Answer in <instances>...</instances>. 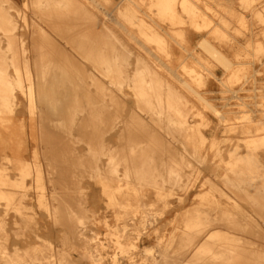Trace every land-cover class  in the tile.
Wrapping results in <instances>:
<instances>
[{
  "label": "rangeland",
  "instance_id": "374dc122",
  "mask_svg": "<svg viewBox=\"0 0 264 264\" xmlns=\"http://www.w3.org/2000/svg\"><path fill=\"white\" fill-rule=\"evenodd\" d=\"M192 1L201 16L192 18L179 5L181 17L172 20L162 16L151 0H78L76 7L58 10L59 14L37 0H0L16 25L10 40L13 48L0 29V52L29 69L36 90L54 93L51 98L37 96L38 108L32 112L27 96L17 88L12 111L2 114L0 167L8 180L3 189L22 208L18 211L1 200V246L5 244L11 253L16 248L19 252L38 248L43 264H52L53 252L62 263L90 264L82 257L85 244L73 234V224L83 219L90 238L102 237L104 219L113 225L120 211L110 205L104 184L125 203L134 202L131 187L136 185L135 202L144 205L137 211L146 217L132 220L127 215L125 220L136 222L137 229L144 231L133 259L137 263L146 258L144 248L151 246L148 259L156 264H189L194 252L187 254V250L220 232L240 239L241 264H256V253L264 250V190L258 189L264 187V54H255L251 43L263 38L264 0H250L248 7L243 0ZM243 15L246 25L240 33ZM197 22L203 27L197 28ZM187 28L206 32L208 41L234 64L227 68L200 43L198 52L190 49L184 38ZM215 29L227 38H220ZM143 30H156L166 39V47L149 40ZM111 45L115 53L117 46L127 50L123 57H114L112 78L98 62L101 51L112 52ZM141 58L163 78L164 97L157 106L162 112L149 111L147 101L137 94L135 76L142 67ZM44 67L49 69L48 81L42 82ZM8 72L17 74L11 64ZM119 75L124 78L118 80ZM211 80L218 84L217 92H209ZM168 90L177 96L169 99ZM169 106L179 110H166ZM181 120L185 123L178 124ZM251 140L256 141L254 145ZM131 147L139 150L135 157H130ZM143 149L151 152L152 164L159 170L178 165L180 181L166 182L158 192L154 181L161 177H125L124 164H145L139 157L145 155ZM250 149L257 159L234 160ZM109 154L127 160L118 167L120 176L107 173L108 177L100 178L96 166L106 167ZM235 162L238 172L250 165L248 171L257 176L256 182L239 184L238 172L228 169ZM37 164L43 171L41 179L33 175L21 179L23 168ZM37 185L44 187L56 216L40 206ZM119 185L121 192H117ZM195 206L209 214L210 223L192 245L183 246L184 214L188 209L196 211ZM158 236L163 238L160 246ZM103 252V260L110 264L113 248ZM129 261L127 257L119 260L121 264Z\"/></svg>",
  "mask_w": 264,
  "mask_h": 264
},
{
  "label": "bare ground",
  "instance_id": "6f19581e",
  "mask_svg": "<svg viewBox=\"0 0 264 264\" xmlns=\"http://www.w3.org/2000/svg\"><path fill=\"white\" fill-rule=\"evenodd\" d=\"M78 0H37V3L39 5L46 4L49 7L52 6L54 8L55 13L59 14L61 9L64 8H73L76 7L74 4ZM152 5H155L158 7L159 13L164 17H169L170 19H177L181 17L180 12L178 11L179 5L181 6L184 13H186L188 16L195 18L196 16H201V13L199 11V6L192 0H151ZM244 5L246 4V7L250 5V0H243ZM2 5L0 4V29H2L6 35L8 36L9 48H13V44L10 42L13 39L14 35V29L16 27L15 22L13 21L12 17L8 12L2 9ZM77 9V8H76ZM76 9L73 11H69L70 13L76 12ZM57 10V11H56ZM231 15L233 16L235 14V11L230 8ZM48 15H50L48 13ZM55 15V14H54ZM262 20L264 22V12L262 14ZM196 21V20H195ZM242 28H239L238 31L240 33H244L245 25H246V16L243 15L240 17ZM197 28L203 27L200 22H197L196 24ZM67 31H72V28H67ZM147 36V38L151 41H154L159 47H166V39L164 36H162L160 33L154 31L153 33H147L145 30H143ZM215 32L217 35H220V38H227L224 33H221L219 29H215ZM251 43V42H250ZM249 43V46L253 44L254 53L255 54H264V30H263V38L261 41L258 42H252ZM200 45L207 49V51L217 60L222 62L226 67H231L234 62L227 57L217 46L213 45L210 41L204 39L200 42ZM117 50V53L113 52L114 48L113 45H111L112 52H103L101 51L98 55V58H100L99 64L100 67H102L104 72H108V75L110 78H112V64L113 62L116 63L117 58L114 57H123L125 55L124 48H119ZM111 50V49H110ZM93 55V53H90ZM240 53L237 54L239 56ZM114 58V59H113ZM142 67L139 69L138 74L135 76L136 80L138 81L137 89H138V96L141 100L147 101V104H149L146 108L149 111H161L162 107H157L158 105H161L163 100L164 94H163V86L164 81L161 77L160 73L156 71L155 68H153L147 61L144 59H139ZM45 63V62H44ZM11 64L15 67L16 75L12 76L8 72V65ZM24 64L28 65V62H24ZM23 65L19 62V59L12 58L11 61H8L6 59L5 54L0 52V120L4 121L5 119L2 117V114L4 112H10L12 111V103L14 98V90L20 89L28 98L30 102V110L34 112L36 108H38L36 101L37 96L39 97H53L54 93H50L49 91L42 89V90H36V85L33 83V79L31 78L29 74L28 68H23ZM120 71V67H118V72ZM41 75L39 78V81H48V78L46 77V74L49 72V69L42 68L40 70ZM124 76L119 75L118 80L123 79ZM38 80V79H37ZM26 81L29 83L26 84ZM38 87H42L39 85ZM167 96L169 99L175 98L177 95L174 93L173 90L167 91ZM178 111L179 109L174 106L166 107V110ZM217 112L218 110L215 109ZM178 124H184L185 122L183 120L178 121ZM230 129L234 128V125H229ZM264 143V139L262 140ZM256 141L251 140L249 143L254 145ZM139 151L135 147L130 148V157H135V153ZM145 155L139 156L141 159H145V164L142 165H129L124 164L125 166V172L124 176L129 178L131 176L136 177H143L146 174H149L153 177H161L162 179L155 180L154 184H156V187L158 189V192H160L161 187L163 185L168 183H178L180 181V178L182 176L181 169L178 165H168L166 166L167 170H159L158 167L155 164H152L154 156L151 155V152L148 149L142 150ZM108 161L106 164V167L102 168L101 166H96V175L100 178L108 177V174H114L119 175L120 169L118 168L121 164V161H126L127 159L118 158L113 155H108ZM117 158V159H116ZM127 158V157H126ZM258 157L255 156V154L252 152V150H249V153L245 156L238 155L235 157V161H252L254 159H257ZM238 163L235 162V164H229L228 169L231 173L237 174L236 168L239 166ZM250 166V165H249ZM249 166L245 164L244 169H241L238 174L239 177V184L243 183V181H248V183H255L257 176L250 171H248ZM108 173V174H107ZM27 175H33L37 179H41L43 176V171L39 164L37 166H26V168H23L21 170V179H23ZM246 178H249L247 180ZM19 181V180H18ZM19 183H23L22 180L19 181ZM8 184V180L6 178V172L4 171V168L0 167V203L1 200L4 199L6 201V205H14V207L20 211L22 206L21 203L14 202V196L8 192H6L3 189V185ZM105 188L104 191L107 192L109 203L111 206H115L120 211H117L116 216V223L110 224L107 219H104L103 224L106 228V232L103 233L102 237H94L90 238L87 235V229L84 228V224L86 223L85 220L79 219L76 223L72 226L73 234L78 237L80 240L84 241V250L82 251V257L85 259H89L90 264H107L105 260H103L105 254L103 252V249L112 247L113 253H112V260L110 261V264H121L119 262L120 258L127 257L129 258V262L126 264H139L137 263V260H133L135 258L136 250L139 248L138 242L141 241V238H143L144 231L141 229H137L136 222L135 223H129L127 222L126 216L130 215V219H136L137 216H142L143 219H145L146 215L144 213L137 211L142 205L138 202H135L137 200V192L139 190L138 186H132V190L134 193L133 200L134 202H123L122 198H119V196H116L114 192H111L108 189V186L104 184ZM37 188H40L41 192L38 194V200L40 203V206L46 208V210L49 211V214L51 216H56V212H51L52 208H56L53 205L50 204L48 201V197L45 194L44 187L38 186ZM260 190H264V187H258ZM123 190L122 185H119L117 187V192H121ZM87 202V200H86ZM144 206V205H143ZM142 206V207H143ZM194 210L188 209L183 218V223L185 226V229L182 230V236H181V242L183 246H190L194 243L195 237L202 232H204L209 223H210V216L208 213H204L200 210L199 206L193 207ZM128 210H131V213H129ZM128 212V213H127ZM232 214H228L227 217H232ZM229 220H231L229 218ZM2 225V223H0ZM81 225V226H80ZM133 226V227H131ZM83 227V228H80ZM138 230L136 233V236H132V231ZM208 235V232L205 234ZM38 238H43L40 233L36 234ZM175 238V237H174ZM174 238L172 240H174ZM204 236H202L201 239H203ZM158 245L160 246L163 243V238H160L158 236ZM94 240V245L91 244L90 241ZM240 239L236 237L229 236L224 233L220 232H213L208 235L207 240L202 243L200 246L196 245L193 248H189L187 250V254L194 252V260L190 261L189 264H241L239 258V250L240 244H238V241ZM52 248V244L50 242L45 243V247ZM220 248V249H219ZM153 247L146 246L144 248V253L146 254V258L143 260L141 264H156V260L150 261L148 259L150 253L152 252ZM196 249V250H195ZM19 249L16 248V250L11 253L5 244L2 246L0 245V263L1 264H34L37 260H39L38 264H43L41 261V257L37 254L38 248H34L32 250H26L24 252H19ZM44 257H46L44 255ZM50 257H53L50 261L52 264H70V262L62 263L60 259L57 256V253H51ZM256 264H264V250L259 251V253H256L255 259Z\"/></svg>",
  "mask_w": 264,
  "mask_h": 264
},
{
  "label": "crops",
  "instance_id": "0c3cea01",
  "mask_svg": "<svg viewBox=\"0 0 264 264\" xmlns=\"http://www.w3.org/2000/svg\"><path fill=\"white\" fill-rule=\"evenodd\" d=\"M119 2V0H118ZM119 4V3H118ZM122 5V3L120 4ZM121 7V6H118ZM162 31H165L167 33V27L161 28ZM184 38L187 42H189L190 49H194L198 52V44L203 41L204 39L208 40L207 33L206 32H199L192 28H187L184 32ZM177 51V50H176ZM178 52V51H177ZM208 89L209 92H217L218 91V84L214 82V80H211L210 83H208Z\"/></svg>",
  "mask_w": 264,
  "mask_h": 264
}]
</instances>
